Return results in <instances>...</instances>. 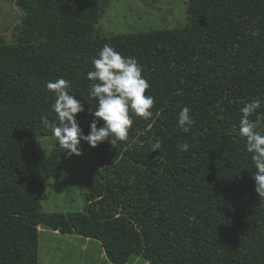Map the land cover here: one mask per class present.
Here are the masks:
<instances>
[{
  "label": "trees",
  "instance_id": "trees-1",
  "mask_svg": "<svg viewBox=\"0 0 264 264\" xmlns=\"http://www.w3.org/2000/svg\"><path fill=\"white\" fill-rule=\"evenodd\" d=\"M16 3L25 13L16 41L0 39V264H40L39 226L99 241L113 264L131 255L149 264H264V198L239 135L247 103L260 104L250 120L264 113V0H188L183 26L110 35L96 26L100 0ZM105 44L137 59L153 115L130 111L126 141L82 140V154L117 158L99 173L101 195L85 213H44V182L62 174L68 156L60 146L37 154V139L52 136L41 117L56 115L46 85L70 82L87 135L97 104L87 73ZM183 107L195 121L187 133L178 126Z\"/></svg>",
  "mask_w": 264,
  "mask_h": 264
},
{
  "label": "rangeland",
  "instance_id": "rangeland-1",
  "mask_svg": "<svg viewBox=\"0 0 264 264\" xmlns=\"http://www.w3.org/2000/svg\"><path fill=\"white\" fill-rule=\"evenodd\" d=\"M188 0H100L102 12L96 26L103 34H130L159 29H173L186 24ZM25 17L16 0H0V39L16 41L18 29ZM53 136L37 139V154L47 158L58 147ZM117 158L105 155L95 158L88 153L67 156L60 163L62 174L44 182L41 195L42 212L64 216L87 210L89 202L101 195L99 173ZM43 177V174H40ZM77 234L66 235L41 227L38 230V261L40 264H113L106 260L99 241L87 240ZM126 264H149L131 255Z\"/></svg>",
  "mask_w": 264,
  "mask_h": 264
},
{
  "label": "clouds",
  "instance_id": "clouds-1",
  "mask_svg": "<svg viewBox=\"0 0 264 264\" xmlns=\"http://www.w3.org/2000/svg\"><path fill=\"white\" fill-rule=\"evenodd\" d=\"M93 69L87 73V79L95 81L89 89V95L97 100L96 110L90 109L93 120L90 132L84 135L77 122L76 115L84 111L81 101L74 98L70 82L64 78L48 81L46 87L55 95L51 105L55 119L41 117L42 127L49 130L56 143L65 150L68 156H80L81 141H86L91 147L108 140L111 144L116 141H126L129 129L133 125L132 114L148 119L153 112L154 97L146 95L150 85L142 75V67L137 59L122 56L113 47L105 44L99 50L97 58L92 61ZM260 104L256 100L247 103L241 109L239 135L245 139V150L251 154L255 173V191L264 198V132L259 131L264 122V113H258L255 120L249 117L256 112ZM103 121L98 127L99 121ZM195 121L190 115V109L183 107L178 113V126L185 133L191 130ZM152 151H159L161 142L156 140L151 145ZM185 142L179 145L181 151H188Z\"/></svg>",
  "mask_w": 264,
  "mask_h": 264
},
{
  "label": "crops",
  "instance_id": "crops-1",
  "mask_svg": "<svg viewBox=\"0 0 264 264\" xmlns=\"http://www.w3.org/2000/svg\"><path fill=\"white\" fill-rule=\"evenodd\" d=\"M40 226L38 227V230H39ZM55 232H59L58 230H54ZM66 235H74V234H66ZM85 238V237H84ZM87 240H90V238H85V242L87 243ZM86 243L82 244L83 245V249H86L87 245ZM105 254V252H104ZM106 256V255H105ZM107 260V258H106ZM126 264V263H125Z\"/></svg>",
  "mask_w": 264,
  "mask_h": 264
}]
</instances>
